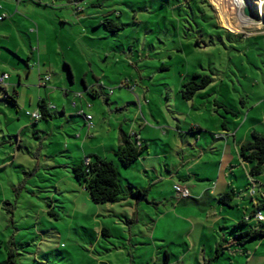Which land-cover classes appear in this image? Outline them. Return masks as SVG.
<instances>
[{
  "label": "rangeland",
  "instance_id": "374dc122",
  "mask_svg": "<svg viewBox=\"0 0 264 264\" xmlns=\"http://www.w3.org/2000/svg\"><path fill=\"white\" fill-rule=\"evenodd\" d=\"M207 2L0 0V75L18 93L15 105L0 86V264L9 241L23 262L264 264V237L228 246L205 220L214 212L207 198L195 204L173 188L197 195L216 177L232 181L246 198L222 206L233 222L264 196V170L248 175L233 137L225 150V134L238 142L264 133V0H244L249 16L233 0ZM194 73L211 81L184 100L181 85ZM41 98L65 112L34 126L26 112ZM74 101L93 118L89 132ZM119 125L147 145L132 166L119 165L120 184L145 198L95 204L71 161L97 153L115 161Z\"/></svg>",
  "mask_w": 264,
  "mask_h": 264
},
{
  "label": "trees",
  "instance_id": "16d2710c",
  "mask_svg": "<svg viewBox=\"0 0 264 264\" xmlns=\"http://www.w3.org/2000/svg\"><path fill=\"white\" fill-rule=\"evenodd\" d=\"M207 4V0H202ZM210 7L209 4H207ZM106 29L113 31L120 28V25L106 20L103 22ZM67 68L68 75L72 79L71 68L67 63H64ZM199 77V81L194 79ZM211 78L206 75L194 73L192 78L181 85L180 94L182 99L191 100L197 90L203 88L209 82ZM84 83V80H82ZM6 101H10L15 104L14 97L5 95ZM37 111L40 113L41 118L39 120H47L51 118V114L55 113L53 108L50 107L44 99H40L37 103ZM83 117L82 114H79ZM38 120V121H39ZM34 123L37 121H33ZM225 124H222V129H225ZM121 145L114 151V160H109L105 157H101L97 154L89 155L84 159L79 160L77 163L70 165V171L74 180L88 193L91 201L95 204H113L120 203L129 198L143 199L145 194L141 193L139 189L133 188L131 185L122 186L119 182L118 164L122 167H129L134 163L147 149V145L137 139L135 133L129 134L119 127ZM239 157L241 162L247 165L248 175L250 177L261 174L264 170V134H260L256 131H251L250 139L243 142L239 147ZM232 192H225L222 194L218 201L225 206H231L230 200L232 199ZM258 204L254 205V209L248 214L243 215L240 220L233 222L229 226V238H223L222 241L228 246L242 247L248 242L253 240H260L264 237V229L251 225L249 222L257 211L264 208L263 196L258 198ZM262 213V212H261ZM262 224V222H257ZM13 243L9 241L7 243V256L4 264H59L60 262H23L18 258L19 253L12 247ZM222 248L221 242L216 246V257L219 254V249ZM166 258L168 257L167 254ZM20 260V261H19ZM75 264L74 262H62L61 264ZM86 263V262H84ZM80 264V262H76ZM86 264H92L87 262ZM94 264V262H93Z\"/></svg>",
  "mask_w": 264,
  "mask_h": 264
},
{
  "label": "crops",
  "instance_id": "0c3cea01",
  "mask_svg": "<svg viewBox=\"0 0 264 264\" xmlns=\"http://www.w3.org/2000/svg\"><path fill=\"white\" fill-rule=\"evenodd\" d=\"M48 77V80H46V78ZM49 81V76H47V75H44V77L43 78H41L40 79V82H39V85H40V87L41 86H46V84H47V82ZM84 85H85V87H86V83H85V81H84V83H83ZM2 88H4V89H2L3 90V93H4V95H9V96H12V97H14V100H15V105H17V100H16V98H17V92H16V90L15 89H13L12 90V93H10L8 90H7V85H3V86H1ZM86 90H88L87 89V87H86ZM76 94H80V97L79 98H82L83 97V95H82V93H76ZM75 94V95H76ZM5 99V98H4ZM41 99H43V98H41ZM40 100V99H39ZM47 103V102H46ZM73 103H75V106H73V109H74V112H75V114L73 115V116H75V117H81L78 113L80 112V111H83L84 113L86 112L85 110H84V107H83V105H81L80 103L78 104L77 102H73ZM81 103H82V101H81ZM88 103V102H87ZM48 104V103H47ZM49 105V104H48ZM50 107H52L53 108V110H54V112H55V116H57V114H60L61 116L62 115H64V112H65V107L62 105V107L60 108V112H58L57 111V109L53 106V105H49ZM91 107V106H90ZM90 107H87V108H90ZM36 111V110H35ZM85 114H88V113H85ZM53 117V114H51V118ZM59 117V116H58ZM50 118V119H51ZM83 118V117H82ZM40 121V120H39ZM39 121H37V122H35V123H33V125L34 126H36L37 125V123L39 122ZM92 121H93V118H92ZM94 125V124H93ZM86 126V123H85V121H84V123H83V127H85ZM120 126H122V125H119V127ZM87 127V126H86ZM87 130H88V132L91 130V129H88L87 128ZM223 131H225V132H227L228 131V128L227 127H225V129H222ZM253 131V130H252ZM254 131H256V130H254ZM256 132H258L259 133V131H256ZM129 134H133V131H130V132H128ZM228 133V132H227ZM136 135H137V133H135ZM260 134H264V133H260ZM225 136H226V138H225V140L227 141L226 142V147H225V150H226V148L228 149L229 147H230V145H229V141H230V137H233L234 138V148H233V150L238 154V157H239V147H240V145L243 143V142H246V141H248L247 139H246V137H245V139H242V141H238L237 142V140H236V138H237V133H235V132H232V133H230V134H225ZM137 137H138V135H137ZM138 139V138H137ZM138 140H140V139H138ZM141 141V140H140ZM120 146V145H119ZM224 150V151H225ZM84 152V151H83ZM225 154V152L223 153V155ZM97 155H99V156H101V157H104L103 155H100V153H97ZM106 158V157H105ZM141 158V156L134 162V163H136L139 159ZM224 158V157H223ZM239 159H240V157H239ZM241 161V160H240ZM75 161H71V164H73ZM243 163V162H242ZM244 164V163H243ZM132 165H133V163H132ZM132 165H130V166H132ZM245 166H247L246 164H244ZM129 166V167H130ZM125 168V167H124ZM127 168V167H126ZM145 168V167H144ZM144 170H146V169H144ZM118 171H119V164H118ZM219 172L220 173H222L223 172V167L222 166H220V169H219ZM223 174V173H222ZM230 174H233V172L232 171H230ZM211 175H203V177H201V178H199V176L198 175H195V179L196 180H198L199 182L200 181H203V180H205L206 182H208L209 180L207 179L208 177H210ZM225 176V175H224ZM226 176H229V173H228V175H226ZM119 177H120V172H119ZM234 177H235V175H234ZM188 179V177H184L183 178V180L184 181H186ZM227 180L226 179H222V180H220V176L219 177H216V179H215V181H213V182H211L210 184H207V185H205V186H203V190H201L202 192H200L199 194H197V195H195V194H193L190 190H189V188L186 186V188L188 189V192H189V196L188 197H185V199H187V198H189L190 200H192L195 204H198V200L199 199H203L204 197H206L207 198V201H208V204H209V208L210 209H212V210H214V212H212V214L210 213V211H209V213H207L208 214V217L207 216H205V220L206 221H208L209 222V224H210V226H209V228L211 229V231H213V232H215V228L217 227V229H216V231H217V233L219 234V235H221V237H220V240H222L223 238H225L224 236H225V234H226V232H224L223 230L224 229H226V228H228V226H226L225 225V223L226 222H228V221H232L233 222V219H229L228 217H225V216H223L222 215V212H223V207L222 206H225V205H222V204H220V202L218 201V198L222 195V194H224L225 192H229V191H231L233 194H232V199L230 200V201H233L234 202V204L236 203V205L235 206H233V205H231V203H230V205L231 206H227V207H229V208H235V207H237V206H239L240 204H241V201H243V200H245L246 198L245 197H243V196H240L239 195V191L238 190H236V189H234V187L232 186V181H229V182H226ZM129 184V183H128ZM127 184V185H128ZM129 185H131V184H129ZM132 186V185H131ZM133 188H135L134 186H132ZM225 188H228L226 191H224L225 190ZM135 189H137V188H135ZM202 193V194H201ZM190 195H191V197H190ZM200 197V198H199ZM212 201H216V206H213V205H211L210 203L212 202ZM120 203H124L125 205H128V206H131V203H130V201H129V199H127V200H125V201H122V202H120ZM116 204V203H115ZM117 204H119V203H117ZM219 205V207L220 208H218L217 206ZM245 210H246V212H243L242 213V216L243 215H246V214H248V210H250V209H246L245 208ZM263 224V223H262ZM257 228H258V224H254ZM261 228V227H260ZM221 233V234H220ZM221 242V241H220ZM219 242H215V244H216V246H217V244H218ZM215 250H216V247H215ZM100 264H102V262H99ZM94 264H97V262H94ZM106 264H109L108 262L106 263Z\"/></svg>",
  "mask_w": 264,
  "mask_h": 264
},
{
  "label": "built area",
  "instance_id": "2783aa9c",
  "mask_svg": "<svg viewBox=\"0 0 264 264\" xmlns=\"http://www.w3.org/2000/svg\"><path fill=\"white\" fill-rule=\"evenodd\" d=\"M7 78H8V75L6 74L0 75V86L5 85ZM46 80H48V77L46 78ZM76 96L80 97V94H76ZM72 106H75V103H72ZM90 106L91 105L87 103V107H90ZM78 114L83 115V118L85 120V123L88 129H92L94 127L92 123V116L90 114H85L83 111H80ZM26 116L29 117L32 121H38L41 118V115L38 111H34V112L27 111ZM173 188L175 192L178 194V196L183 197V198L189 196V192L186 187H180V186L174 185ZM254 219L257 222H264V215L260 211H257L256 214L254 215Z\"/></svg>",
  "mask_w": 264,
  "mask_h": 264
},
{
  "label": "water",
  "instance_id": "95a60500",
  "mask_svg": "<svg viewBox=\"0 0 264 264\" xmlns=\"http://www.w3.org/2000/svg\"><path fill=\"white\" fill-rule=\"evenodd\" d=\"M242 12H243V15L244 16H249V9H248V6L247 5H245L244 7H243V10H242Z\"/></svg>",
  "mask_w": 264,
  "mask_h": 264
},
{
  "label": "bare ground",
  "instance_id": "6f19581e",
  "mask_svg": "<svg viewBox=\"0 0 264 264\" xmlns=\"http://www.w3.org/2000/svg\"><path fill=\"white\" fill-rule=\"evenodd\" d=\"M235 1L237 5H241V8L244 6L243 3H244V0H233Z\"/></svg>",
  "mask_w": 264,
  "mask_h": 264
}]
</instances>
